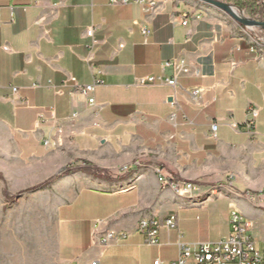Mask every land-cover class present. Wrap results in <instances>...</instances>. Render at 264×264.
Masks as SVG:
<instances>
[{
  "label": "crops",
  "instance_id": "1",
  "mask_svg": "<svg viewBox=\"0 0 264 264\" xmlns=\"http://www.w3.org/2000/svg\"><path fill=\"white\" fill-rule=\"evenodd\" d=\"M155 2L146 13L132 1L0 0V174L21 191L78 168L38 192L53 208L56 264L175 261L176 231L145 246L141 219L175 216L183 243H216L236 211L254 246L256 233L264 240V209L246 196L264 191V32L199 0ZM172 79L174 109L163 84ZM71 80L100 82L94 105ZM84 162L110 180L84 173ZM156 169L200 191L180 198Z\"/></svg>",
  "mask_w": 264,
  "mask_h": 264
},
{
  "label": "built area",
  "instance_id": "2",
  "mask_svg": "<svg viewBox=\"0 0 264 264\" xmlns=\"http://www.w3.org/2000/svg\"><path fill=\"white\" fill-rule=\"evenodd\" d=\"M113 4H127L132 1L140 5L144 12L153 13L156 10L155 0H111ZM258 21V20H257ZM182 26L186 25V21L181 22ZM85 36L93 38V29L90 28L85 32ZM95 42L90 45V53L86 58V62L89 63L92 60L91 51ZM170 63H166V66ZM186 73V69H182ZM72 87L75 93H78L83 97L87 104L94 105L93 94L100 82L93 81L92 84L87 86H79L74 83ZM153 79H140L137 81L138 86L150 85ZM165 86L170 87L173 90V94L169 97V105L174 109L177 106V83L174 79L166 80L163 83ZM16 92V89H13ZM61 93V92H57ZM200 93V90H194L191 92V96L195 98ZM258 111L256 109H249L247 112V119L245 121L246 134L252 135L254 121L257 118ZM217 124L210 126L211 136L215 137L217 131ZM235 130L236 127H233ZM161 176V185L165 188H173L182 192H196L200 191V187L195 184H181L178 182H169L168 178L159 170L156 169ZM127 169L124 168L119 171V175L125 174ZM248 198H251L255 203L264 204V191L263 193H246ZM139 231L144 235L143 244L151 247L158 245L157 233L161 229H165L167 232L174 230L177 233V258L170 264H264L259 253L256 251L254 244L250 242L251 226H246V223L238 221L234 215H229V232L225 239L216 243H197L187 244L181 241L182 231L178 228L177 219L175 216H170L163 220H151L141 219L139 222ZM114 233H108L102 236L99 244L102 248L109 246L113 240ZM90 264H99L98 260H93ZM154 264H159L156 261Z\"/></svg>",
  "mask_w": 264,
  "mask_h": 264
},
{
  "label": "rangeland",
  "instance_id": "3",
  "mask_svg": "<svg viewBox=\"0 0 264 264\" xmlns=\"http://www.w3.org/2000/svg\"><path fill=\"white\" fill-rule=\"evenodd\" d=\"M216 1L229 4L226 0ZM232 7L237 15L258 20ZM34 187L13 191L0 174V264H56L53 208L46 205L47 197L38 193L47 187L31 190ZM209 191L205 196H211ZM258 236L256 233L255 249L264 261V240Z\"/></svg>",
  "mask_w": 264,
  "mask_h": 264
},
{
  "label": "trees",
  "instance_id": "4",
  "mask_svg": "<svg viewBox=\"0 0 264 264\" xmlns=\"http://www.w3.org/2000/svg\"><path fill=\"white\" fill-rule=\"evenodd\" d=\"M229 4L234 6L239 10H243L249 16H257L259 21L264 20V5L262 4V0H226ZM84 173L90 174L95 178H104L110 180L109 177L106 176V173L89 163L84 162ZM136 170V167H132L128 170L127 174H132ZM78 171V168H74L71 166L64 167L60 169L57 173H55L47 182L32 188L31 190H41L47 187L52 182L59 180L65 176H69Z\"/></svg>",
  "mask_w": 264,
  "mask_h": 264
},
{
  "label": "water",
  "instance_id": "5",
  "mask_svg": "<svg viewBox=\"0 0 264 264\" xmlns=\"http://www.w3.org/2000/svg\"><path fill=\"white\" fill-rule=\"evenodd\" d=\"M199 1L222 11L227 16H229L235 23H237L238 25L244 28H258L264 32V20L257 21V20H253L247 17L239 16L231 10L233 9L231 5L223 3V2H219L216 0H199Z\"/></svg>",
  "mask_w": 264,
  "mask_h": 264
},
{
  "label": "bare ground",
  "instance_id": "6",
  "mask_svg": "<svg viewBox=\"0 0 264 264\" xmlns=\"http://www.w3.org/2000/svg\"><path fill=\"white\" fill-rule=\"evenodd\" d=\"M231 10H232L235 14H237L236 11H235L234 9H231ZM156 175H157V177H158L159 182L161 183V176H160L159 172H157V170H156ZM183 184H188V183H183ZM172 189H173V188H172ZM173 190L176 192V195H177L178 197H180V198H184V197H187V196H190V195H191V192H186V193H185V192L178 191V190H175V189H173ZM212 192H213V191H212ZM212 192H211V193H212ZM258 193H263V191H262V192H258ZM213 195H214V194H213ZM253 202L255 203L254 200H253ZM255 205H256L257 207L261 208V209H264V204H260V205H258V203H255ZM231 215H234V217L237 218L239 222H241V223H246V226H250V224H249L247 221L241 219V217H240V215H239L238 212H236V211H232V212H231ZM250 242H251V244H254V243H253V240H252L251 237H250Z\"/></svg>",
  "mask_w": 264,
  "mask_h": 264
}]
</instances>
